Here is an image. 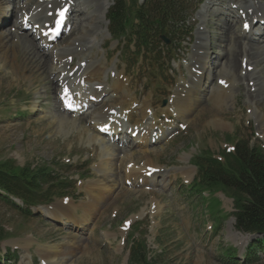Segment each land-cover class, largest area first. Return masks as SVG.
Here are the masks:
<instances>
[{"label": "rangeland", "instance_id": "1", "mask_svg": "<svg viewBox=\"0 0 264 264\" xmlns=\"http://www.w3.org/2000/svg\"><path fill=\"white\" fill-rule=\"evenodd\" d=\"M37 1L24 2L27 7L33 8ZM199 1V9L188 21L193 28L192 35L181 45L172 48L159 70H150L146 63L143 65L142 61L137 62L138 59L136 60L135 54L129 48H126L128 60L123 62L120 56L121 46L113 37L107 16L104 21L109 32L103 42L108 67L112 68L114 63L117 64L119 72H124V78H127L126 83L129 84L132 96L137 102H150L162 124L175 122L169 127V138H164L154 147L155 153H158L153 154L155 164L168 173L159 177L162 175L159 171L160 174L156 176L162 182L153 186L149 184L147 187L141 180L140 186L132 185L124 176L126 161L119 165V171L111 169L116 168L117 163L113 148H117V145L121 148L134 144L132 141L135 138L131 129L118 134L117 138L102 132L101 136L98 134L99 128H94L90 132L98 137L96 142L88 141V135L84 136L77 129L58 130L56 120L59 108H56L58 100L55 97L56 92L59 93L56 86L59 88L60 73L57 70L49 72L53 69L50 61L47 69L43 66L37 68L36 63L28 64L30 75L25 77L14 72L12 59H0V160L14 158L20 165L34 166L49 163L60 177L74 180V187L68 189L64 197H57L40 205L33 210L34 215L31 216L23 214L0 197V225L9 234L0 241V264H45L41 245L63 249L68 246L72 236L82 245V251L73 257L66 255L67 261L64 260V264H129L130 245L133 238L137 237L147 244L149 258L154 264H230L226 258V251L229 249L236 250L238 260H242L245 249H248L255 237L235 227L232 195H225L220 191H202L200 195V192L188 188V185L192 183L197 172L194 158L201 152L211 151L218 157L222 152L232 150L233 145L241 141L259 145L264 149V133L255 113L251 114L254 106L248 102L249 86L254 85V80H250L246 73H237L238 80L233 86V96L229 94L231 99H228V105L220 107L214 105L213 100H207L203 103V108L187 122L163 112L174 95L173 91L183 84V78L189 80L191 77L189 65L198 42L197 32L203 26L201 12L204 10L207 11L205 23L209 27L208 33L210 32L208 43L211 59L214 61L221 54L223 61L227 62L224 59L227 41L221 38V34L225 22L233 17L230 14L223 15L218 10L221 6L214 0H193ZM95 8V5L90 6V9ZM1 14L0 33L8 32L14 23H20L21 13L13 14L11 7L3 9ZM256 23L255 28L264 29L262 21L257 19ZM239 25L240 23H232V32L240 29ZM77 32L75 26L71 32L63 34L57 44H67L75 38ZM22 33L27 34L32 41H38L36 32L30 26ZM263 40L256 44L264 49ZM244 41L247 44L250 40ZM240 42L241 40H237V44ZM24 48L17 43V61L22 59ZM247 48L251 55L256 54L253 46ZM33 50L37 52L34 48ZM238 50L234 52V56L237 58L239 70L241 53ZM39 54L42 55V52ZM103 55L104 51L99 58ZM243 55L245 60L247 57L245 53ZM70 62L75 66L78 63L77 56H73ZM217 69L219 72L220 68ZM243 71H248L245 64ZM258 71L264 78V52L257 64ZM224 73L221 71L210 79L209 83L214 89L225 84L227 74ZM112 75L111 71L101 72L98 78L103 83L111 84ZM256 90L252 93L257 94ZM260 92L264 93V89ZM258 105L264 112V99L258 101ZM213 109L218 111V117L226 125L213 124ZM136 112L137 109L133 110L130 122L133 118L134 120L131 125L139 121ZM83 113L84 111L77 113V117H82V124L90 123L89 112ZM131 148L137 149L136 146ZM117 151L119 153L120 150ZM123 155L122 152L121 160ZM138 160L140 159L136 158ZM142 163L143 161L140 162ZM182 166L191 167L189 178L181 174ZM112 180L116 182V192L106 200L107 203L101 202L95 210H90L86 205L89 202L86 186L96 182L108 185ZM71 200L80 207L78 215L84 213L83 207L90 213L87 214L92 221L89 220L85 228L70 224L68 219H57L51 214L54 205ZM30 242L31 245L27 247L25 244ZM254 264H264V260Z\"/></svg>", "mask_w": 264, "mask_h": 264}, {"label": "bare ground", "instance_id": "2", "mask_svg": "<svg viewBox=\"0 0 264 264\" xmlns=\"http://www.w3.org/2000/svg\"><path fill=\"white\" fill-rule=\"evenodd\" d=\"M24 1L26 0L20 2L0 0V17L3 15L1 11L10 7L13 14L17 12L21 13L19 24L14 23L10 31L0 33V59H12L14 72L25 77H29L30 75L28 64L36 63L37 68L43 66L47 69L48 64L51 62L53 69L49 72L52 73L57 70L60 73V76L58 75L59 88L56 86V90L59 93L56 92L57 96L55 97V100H58V107H55L59 108L56 120L58 130L77 129L84 136L88 135L86 136L88 137V141L96 142L98 137L90 132L96 127L102 126L105 130L111 129L110 131H116L121 134L131 129V133L136 132L137 134L136 139L132 141L134 144L122 146L121 148L118 145L117 148L112 147L114 152L116 151L115 157L117 163L116 168L111 169L116 172L119 171V165L126 161L123 172L125 178L130 180L132 185L140 186L139 180H141V183L145 182L147 187L149 184L153 186L161 183L162 181L156 175H159L160 171L162 175L159 177L166 176L168 171H162V168L155 164L153 154L158 153H155L154 147L164 138H169L171 133L169 127L175 122H170L168 125L162 124L158 120L157 114L151 107L150 102H137L135 100L136 98L132 96L129 84L126 83L127 78H124V72H119L117 64L114 63L112 68L108 67L109 62L105 55L103 42L104 38L108 37L109 32L107 23L104 21L112 5V0H38L33 8L27 7ZM214 1H216L217 5H221L222 2L228 4V7L223 8L221 13L223 15L230 14L233 17L232 20L228 19L225 22L221 34V38L227 41L226 55H224V59L227 62L223 61L221 54L214 61L211 59L208 43L210 32L208 33L209 27L205 23L207 11L204 10L201 12L203 26L197 32L198 42L191 55L192 62L189 65L191 77L189 80L183 78V84L179 85V89L173 91L174 95L163 112L175 115L187 122L193 118L198 110L203 108V103L207 100H213V104H217L220 107L226 106L229 102L228 99H231L229 97L232 95L234 83L238 80L237 73H246L250 77V80H254V85L249 86L248 91V102L255 108L254 110L251 109V114L255 113L261 126L260 129L264 133V112L262 109L260 110V105H258V101L264 99V93L260 92L264 89V78L259 71L257 72V64H259V58L264 49L261 48V45L256 44L264 39V33L263 30L259 32L258 29L252 30L257 18L259 20L264 19V2L262 3L258 0ZM21 2L22 4H20ZM91 5H95L96 8L90 9ZM235 6L237 7L234 8ZM62 11L63 15L67 16L65 26L70 27V32L76 26L78 32L75 34V38H72L67 44L59 46L56 41H50L47 38L46 31L50 26L52 28L61 18ZM23 23L36 27L35 30L39 34V41L34 42L27 34L22 33ZM232 23H235V25L240 23V29L232 32ZM52 33L51 31L50 34ZM245 39L252 42L248 41L246 44ZM237 40H241V42L237 44ZM17 43L22 44L26 48H24V55L20 61H17L15 58ZM52 44L54 46L51 47L50 45ZM250 45L253 46L255 55H251L249 53L250 50H247V46ZM30 46L32 47L31 49ZM237 50L241 53L239 70L236 63L237 58L234 56V52H237ZM38 51H41L42 55ZM102 51H104V55L99 58ZM244 53L247 60L243 58ZM73 56H77L78 58V63L75 66L70 64ZM44 57H46V60L43 59ZM40 58L41 60H39ZM243 64H245L246 70L251 72H244ZM217 67L220 68L219 72L223 71L227 76L224 79L225 84L220 85L218 89H214L209 81L215 74L219 73ZM108 71L113 73L111 84L103 83L98 78L101 72L107 73ZM205 84H208V86L206 87ZM254 87H258L257 90ZM254 90L258 93H252ZM232 99L234 100V98ZM137 104L138 106H136ZM71 107L78 112L87 109L86 112H89L88 118L90 119V123L82 124V117L79 118L76 113L71 112L69 110ZM127 109H130L129 112ZM135 109H137L136 113L139 121L135 125H131L134 118L131 122L130 120ZM213 110L216 111V109ZM215 111L213 112L215 115H212L213 124L226 125V122L221 117H218V111ZM106 125H108V129ZM216 125L213 126L215 127ZM135 146L137 149L131 148ZM117 150H120L119 153ZM122 152L124 155L121 160L120 155ZM136 158L140 160L136 161ZM141 161H143L142 164H140ZM180 168L183 169L181 174L186 178L191 176V167L182 166ZM116 187V182L113 180L108 185H105L104 182L87 185L86 189L89 195L87 207L90 210H95L101 202L105 201L107 203L106 200L116 192ZM54 206L51 209V214L57 219H68L70 224L81 225L85 228L87 222L91 220L87 208L83 207L84 213L78 215L80 207L72 200L67 203L61 202ZM25 245L29 247L31 242ZM67 245L63 249L56 246L48 247L41 245L45 264H64L67 261L66 255H72L73 257L82 251V245L76 240L75 236H72Z\"/></svg>", "mask_w": 264, "mask_h": 264}, {"label": "trees", "instance_id": "3", "mask_svg": "<svg viewBox=\"0 0 264 264\" xmlns=\"http://www.w3.org/2000/svg\"><path fill=\"white\" fill-rule=\"evenodd\" d=\"M191 0H115L108 18L123 49L134 46L138 56L146 57L153 66L162 58L161 36L176 44L188 34L187 19L194 10ZM197 176L193 189L230 193L234 199L236 228L243 232L264 233V149L250 145L247 141L235 143L234 151H224L221 158L212 152L196 156ZM74 180L62 178L49 163L20 165L14 158L0 160V194L25 215H32L33 208L51 202L67 194ZM18 199L22 206L15 203ZM0 225V241L8 236ZM148 247L141 240L133 239L129 264H154L148 256ZM227 250L226 255L233 264H254L264 255V239L249 246L244 262Z\"/></svg>", "mask_w": 264, "mask_h": 264}, {"label": "snow or ice", "instance_id": "4", "mask_svg": "<svg viewBox=\"0 0 264 264\" xmlns=\"http://www.w3.org/2000/svg\"><path fill=\"white\" fill-rule=\"evenodd\" d=\"M63 14H64V13H63V11H62V12H61V15L63 16ZM246 27H247V25H246Z\"/></svg>", "mask_w": 264, "mask_h": 264}, {"label": "water", "instance_id": "5", "mask_svg": "<svg viewBox=\"0 0 264 264\" xmlns=\"http://www.w3.org/2000/svg\"><path fill=\"white\" fill-rule=\"evenodd\" d=\"M165 38V37H164ZM166 39V38H165ZM167 40V39H166Z\"/></svg>", "mask_w": 264, "mask_h": 264}]
</instances>
